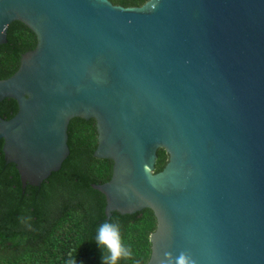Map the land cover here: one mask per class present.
<instances>
[{"label": "water", "instance_id": "water-1", "mask_svg": "<svg viewBox=\"0 0 264 264\" xmlns=\"http://www.w3.org/2000/svg\"><path fill=\"white\" fill-rule=\"evenodd\" d=\"M16 21L37 41L0 80L22 189L60 170L72 119L94 120L112 171L92 188L106 220L153 212L146 264H264V0H0V45Z\"/></svg>", "mask_w": 264, "mask_h": 264}, {"label": "trees", "instance_id": "trees-1", "mask_svg": "<svg viewBox=\"0 0 264 264\" xmlns=\"http://www.w3.org/2000/svg\"><path fill=\"white\" fill-rule=\"evenodd\" d=\"M122 7H141L148 0H109ZM7 43L0 45V80L18 69L22 54L36 46V36L21 22L9 25ZM17 103L5 99L0 116L8 120ZM77 123V125L75 124ZM94 120L72 119L68 126L69 156L61 170L39 187L22 189L14 164L6 163L0 140V264H101L95 243L99 225L106 220L105 198L92 188L111 177L112 163L93 157L96 143ZM163 149L157 151L155 172L167 162ZM108 221L118 222L131 255L119 264H146L151 249L150 234L156 229L153 212L143 209L132 215L113 212Z\"/></svg>", "mask_w": 264, "mask_h": 264}, {"label": "clouds", "instance_id": "clouds-1", "mask_svg": "<svg viewBox=\"0 0 264 264\" xmlns=\"http://www.w3.org/2000/svg\"><path fill=\"white\" fill-rule=\"evenodd\" d=\"M95 243L100 251L101 264H119L122 257L131 255L130 249L122 240L121 226L118 222L103 221L97 228ZM68 264H77V259L70 258Z\"/></svg>", "mask_w": 264, "mask_h": 264}, {"label": "flooded vegetation", "instance_id": "flooded-vegetation-1", "mask_svg": "<svg viewBox=\"0 0 264 264\" xmlns=\"http://www.w3.org/2000/svg\"><path fill=\"white\" fill-rule=\"evenodd\" d=\"M90 121V120H89ZM95 123V122H94ZM76 125H77V123H75ZM78 126V125H77ZM95 139H96V136H95ZM96 141V143H95V148H96V144H97V139L95 140ZM94 153V152H93ZM94 157V156H93ZM107 161H109V160H107ZM109 162H111V161H109ZM112 163V162H111ZM60 170H61V168H60Z\"/></svg>", "mask_w": 264, "mask_h": 264}]
</instances>
